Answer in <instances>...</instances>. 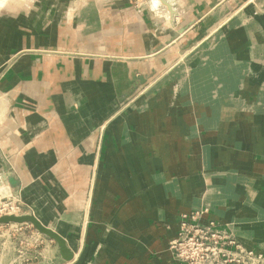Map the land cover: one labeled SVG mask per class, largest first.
Here are the masks:
<instances>
[{"label":"crops","instance_id":"0c3cea01","mask_svg":"<svg viewBox=\"0 0 264 264\" xmlns=\"http://www.w3.org/2000/svg\"><path fill=\"white\" fill-rule=\"evenodd\" d=\"M152 2L149 10H143L128 0H37L32 16H0V196L12 194L19 199L69 246L74 244L78 218L90 193L98 126L105 112L134 93L139 78L154 79L174 64L189 42L194 44L224 25V37L232 39L235 30L244 29L238 37L252 46L239 50L226 47L227 52L244 55L242 65L232 68L240 75L239 82L254 84L253 76L255 83L264 87V56L260 55L261 48L264 51V16L255 15L253 24L243 27L238 16L246 11L247 0H170L169 6ZM30 20L33 24L26 25ZM228 68L224 82H228ZM224 82L218 85L224 86ZM193 96L189 95L187 102L192 104L190 108L198 106L191 102ZM166 98L168 106L173 97ZM199 98L200 111L191 109L192 113L186 114V109L184 114L160 120L159 126L148 125L147 116L139 124L143 134L138 135L140 129L137 131L133 122L129 129L135 131L134 140L129 148L142 151L140 164L149 167L145 178L161 180L165 190L170 179L174 180L173 188H180L183 177L179 176L211 159L215 169L196 174L199 184L205 183L200 187L212 190L206 193V188L202 189V204L207 205L208 200L215 217L256 229L261 236L256 239L258 247L263 249L264 93L255 99L225 97L224 103ZM157 106L159 118L164 102L160 99ZM154 109L156 106L150 109L152 114ZM136 114L133 111L129 119L137 118ZM197 118L202 120L200 125ZM202 136L206 137L205 147L200 145L204 143ZM195 146L201 150L195 152L193 160L187 159V150ZM220 148L221 154L217 152ZM114 156L116 160V151ZM126 165L138 171L134 158ZM155 190L133 200L128 209L142 203L152 207L155 202L147 199L162 192L157 186ZM237 199L245 211L233 210ZM122 214L124 220L126 214ZM122 224L124 221L114 234L130 228ZM105 243L101 244L103 249ZM107 257L100 253L82 264L124 260L122 255H114L110 261Z\"/></svg>","mask_w":264,"mask_h":264},{"label":"rangeland","instance_id":"374dc122","mask_svg":"<svg viewBox=\"0 0 264 264\" xmlns=\"http://www.w3.org/2000/svg\"><path fill=\"white\" fill-rule=\"evenodd\" d=\"M36 1L0 0V3H4L0 5V16H32ZM128 1L130 3V0ZM152 1L154 3V0ZM157 1H159L157 5L162 2L161 0ZM164 1L167 3L166 5H170L167 2L170 0ZM131 5L133 6V4ZM246 6V11H242L238 16L244 23L243 27L248 26L250 23L253 24L256 18L255 15L264 16V0H247ZM45 8L47 9V7ZM149 8L150 4L137 9L149 10ZM25 24L32 25L33 21H25ZM224 27V25H221L216 32L194 44L189 42L190 44L186 45L184 53L179 54L178 59L170 68L149 81H142V78H139L134 93L123 99L117 108L104 113V119L98 126L100 138L96 160L91 171L90 193L85 208L78 218V230L73 237L74 244L71 245L72 247L68 245L75 251L76 261L64 262L58 254L57 243L40 234L32 224H9L0 225V264H82V261L89 257L97 255L100 257V253L108 256L109 261L113 260L112 256L114 255L124 256L123 261H111L107 264H127L126 260L134 261V264H182L173 249L181 229L182 217H190L191 221L195 219L197 224L202 226L213 224L219 229L218 231L230 235L248 252L255 254L256 259L252 261L253 264H264V254L261 253H264V247L263 249L258 247L256 239L261 238V236L256 229H246L242 222L231 223L221 217H215L211 214L208 200L206 201L207 205L202 204L204 201L202 189L206 188L207 193V190L211 188L200 187V184L205 183L200 182L199 184L198 175L196 174L215 169L211 159L206 158L205 163L199 164V167L191 168L185 176H177L178 179L183 177L180 188H173L174 180L170 179L166 183L168 190H165V185H161V180L145 178L144 171L149 167L140 164L139 155L142 154V151L138 153V151H131L129 148L130 141L133 143L135 133L134 130L130 131L129 126L136 121L137 131L140 129L139 135L143 130L139 127V124L144 123L147 116L149 118L148 125L150 123V125L159 126L160 120L165 122L166 118L171 119L174 116L184 114L186 109V114H191V109L199 110L200 108L201 110L199 97H210L209 99L213 101L224 103L225 97H253L255 99V97H259L264 93V87L256 84L253 76H251V81L254 84L246 86L239 82L240 75L237 76L234 69L232 71L235 66L242 65L243 60L241 58L244 55L240 52L237 54L227 52L226 47L238 50L248 44L249 48L252 47L251 43L248 41L242 42L238 37L244 29L235 30L236 37L229 39L223 36ZM263 54L264 51L261 48L260 55L263 57ZM226 67L231 68V70L228 68V82H224L226 81ZM231 74L234 80L230 79ZM221 80L224 82L225 87L221 84L218 85L223 83ZM189 95H194L191 102H194L193 104L198 103L197 107L190 108L192 104H187L188 100L190 102L191 99ZM158 96V100H154ZM166 97H173L168 106H165ZM151 99H153V103H150ZM160 99L161 102H164V107H161L163 113L158 118L156 114H158L160 106H157V104L159 105ZM248 102L247 99L244 104ZM257 104L261 103L258 102ZM262 104L264 109V101ZM155 106L156 109L153 110L154 113L152 114L150 109ZM133 111L137 113V118L131 120L129 117ZM221 120L223 121L222 118ZM197 121L199 125V122H202L201 118H197ZM168 124L170 125V123ZM191 128L187 129L188 133L192 131ZM187 131L185 130V133ZM174 134L176 133L174 132ZM205 136L207 137V135ZM206 137H201L203 140L201 141L204 142L200 144L201 146L205 147L207 145ZM116 142L117 148L115 149ZM200 150L199 146L187 150V159L193 160L195 152ZM115 151L117 161L114 159ZM185 151L186 149L182 148V152ZM217 152L221 154V148L217 149ZM130 158L136 160L138 171L134 172V169L126 165ZM203 160L201 158V161ZM256 165L257 162H255L252 169H255ZM221 166L218 167L221 168ZM210 185L215 187L212 181ZM156 186L161 188L162 192L160 196L156 197L154 195L155 199H147L149 202H155L152 207L148 206V203L147 205L142 203L141 206L128 209V206L134 202L133 200H137L142 194L148 193L149 190L156 193ZM219 188L222 189L224 186ZM178 189L179 192L177 193ZM262 190H264V187ZM2 197L0 196V198ZM241 203L237 199L236 208L233 209L235 212L245 211ZM21 204L22 215L33 214L29 207L22 202ZM158 210L159 212H157ZM256 212L258 211L251 213L252 215L249 216L255 215ZM121 214L123 216L126 214L124 220L120 217ZM142 214H145L146 217H143L147 221L143 219L140 224L139 220L142 218L140 217ZM2 215L4 214L0 216ZM121 220L124 221L122 226L129 225L130 228L128 230L122 228L116 232V236L114 232L120 222L123 223ZM173 226L178 227V229L174 230ZM126 237L127 239H125ZM118 238H123L124 241ZM103 242H106L104 249L101 246ZM225 252H228V256L230 255L231 258L236 257L238 254L235 250H228V247L221 245L217 251V256H222ZM258 260L259 262H257Z\"/></svg>","mask_w":264,"mask_h":264},{"label":"built area","instance_id":"2783aa9c","mask_svg":"<svg viewBox=\"0 0 264 264\" xmlns=\"http://www.w3.org/2000/svg\"><path fill=\"white\" fill-rule=\"evenodd\" d=\"M151 2L152 0H130V3L137 8L149 5ZM1 214H4L2 216H21V201L12 194L4 195L0 198ZM180 227L173 249L182 264H253L252 261L256 259L255 254L248 252L230 235L218 231L219 229L213 224L202 226L197 224L195 219L191 221L190 217H182ZM221 245L228 247V250L238 252L237 256L231 258L228 252L217 256Z\"/></svg>","mask_w":264,"mask_h":264},{"label":"water","instance_id":"95a60500","mask_svg":"<svg viewBox=\"0 0 264 264\" xmlns=\"http://www.w3.org/2000/svg\"><path fill=\"white\" fill-rule=\"evenodd\" d=\"M161 1L167 4L164 0ZM9 224H32L40 234L48 237L49 239L57 243L58 254L64 262L70 263L73 261L74 251H72V249L68 246L67 241L56 231L44 226L40 222V220H38L34 215H21V216L11 215V216L0 217V225H9Z\"/></svg>","mask_w":264,"mask_h":264},{"label":"bare ground","instance_id":"6f19581e","mask_svg":"<svg viewBox=\"0 0 264 264\" xmlns=\"http://www.w3.org/2000/svg\"><path fill=\"white\" fill-rule=\"evenodd\" d=\"M154 2H155V5L157 6V4L159 3V1H157V0H154ZM162 3V2H161ZM4 3L2 2V3H0V5H3ZM150 172V171H149Z\"/></svg>","mask_w":264,"mask_h":264}]
</instances>
